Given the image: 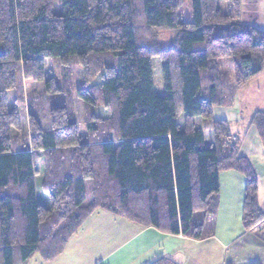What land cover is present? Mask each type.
<instances>
[{
    "label": "trees",
    "instance_id": "16d2710c",
    "mask_svg": "<svg viewBox=\"0 0 264 264\" xmlns=\"http://www.w3.org/2000/svg\"><path fill=\"white\" fill-rule=\"evenodd\" d=\"M218 1L0 0V264L53 260L98 210L200 239L218 213L222 171L245 176L243 228L264 240L255 171L231 123L214 117L263 71L264 31L241 21L242 0H226L229 13ZM48 60L61 77L45 80ZM73 65L84 77L76 95L86 138ZM25 80H45V90L29 96V137L19 140ZM98 106L111 116L98 117ZM251 125L264 145V112ZM40 160L48 205L36 193Z\"/></svg>",
    "mask_w": 264,
    "mask_h": 264
},
{
    "label": "crops",
    "instance_id": "0c3cea01",
    "mask_svg": "<svg viewBox=\"0 0 264 264\" xmlns=\"http://www.w3.org/2000/svg\"><path fill=\"white\" fill-rule=\"evenodd\" d=\"M241 21L264 31V0H242ZM260 112H264V69L239 90L233 107L215 108L214 117L229 121L232 134L242 140L241 155L257 176L264 214V145L251 125ZM245 184L242 173H220L218 213L200 239L165 233L98 210L56 258L45 261L36 254L27 264H150L163 257L177 264H264V240L255 229L243 228Z\"/></svg>",
    "mask_w": 264,
    "mask_h": 264
},
{
    "label": "rangeland",
    "instance_id": "374dc122",
    "mask_svg": "<svg viewBox=\"0 0 264 264\" xmlns=\"http://www.w3.org/2000/svg\"><path fill=\"white\" fill-rule=\"evenodd\" d=\"M59 1L60 0H55L56 4H58ZM218 5L224 13L231 12V6L228 1L219 0ZM184 13L186 15V12ZM185 17H187V15ZM159 39L164 46H167L172 39V32L168 30L162 31L160 33ZM153 64H154V77H155V82H156V91L157 93L162 95L165 93V88H164V78H163V74L161 71V60L159 59V57L153 58ZM54 75H56L57 78L61 77L62 75L61 67L59 66L58 63L48 60L46 63L45 80ZM45 80L39 81V82H32L30 80L29 81L25 80L22 83V87H21L22 92L21 91L18 92V95L19 96L21 95L23 99V103L19 107L20 112H21V121H22V127L18 132V134L20 135L18 138L19 140L27 139L29 137V124H28L29 121L28 120H29L30 110H29V103L27 100L30 95H37L39 93H42L45 90V84H44ZM58 81L60 82L61 80L58 79ZM71 81L73 84L72 101H73L74 109L77 114V119L79 121L81 134L84 138H86L87 131L85 127V105L76 95V89L84 85V77L82 74V70L78 68L76 65H73V67H71ZM100 82H101L100 76L94 75L90 79L89 85L90 87L94 88L98 86ZM63 84L68 86V82L63 83ZM16 96H17V93L12 91L8 98L10 105H14ZM95 114L101 118H109L111 116V111L110 109H107L105 107L98 106L95 110ZM25 144L26 143L22 144L23 147L26 146L28 143L26 145ZM38 167L40 169H38L39 174L37 175V178H36L37 198L40 202L44 204H50L49 196L44 192L41 186V177H42V168H43L42 160H40Z\"/></svg>",
    "mask_w": 264,
    "mask_h": 264
}]
</instances>
